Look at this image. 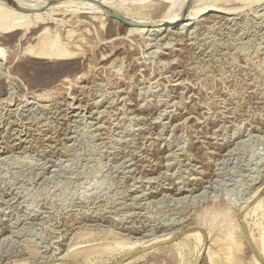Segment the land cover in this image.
Returning <instances> with one entry per match:
<instances>
[{
  "label": "rangeland",
  "instance_id": "rangeland-1",
  "mask_svg": "<svg viewBox=\"0 0 264 264\" xmlns=\"http://www.w3.org/2000/svg\"><path fill=\"white\" fill-rule=\"evenodd\" d=\"M145 2L150 14L182 16L129 35L124 28L135 25L119 28L110 21L123 22L122 9ZM207 3H45L31 13L53 7L64 21L74 18L71 12L95 17L61 23L62 35L79 52L77 70L68 75L59 66L28 63L29 31L0 32V264L69 262L64 257L71 251L117 236L137 247L99 264H126L133 257L136 264H155L152 250L163 245L176 255L170 264H205L206 245L225 239L232 211L231 222L240 225L233 235L241 234L264 263L254 240L264 244V0H220L227 12L188 18ZM56 75V84L44 85ZM193 220L212 229L202 245L183 236ZM156 226L168 230L156 233ZM127 227L141 231L131 234Z\"/></svg>",
  "mask_w": 264,
  "mask_h": 264
},
{
  "label": "bare ground",
  "instance_id": "bare-ground-1",
  "mask_svg": "<svg viewBox=\"0 0 264 264\" xmlns=\"http://www.w3.org/2000/svg\"><path fill=\"white\" fill-rule=\"evenodd\" d=\"M216 0H212L211 1H208L207 0V4L203 6H199L197 8L194 9V11H191L189 14L191 15L190 17L188 18H194L196 15H202V14H205V13H211V12H227L228 8H225L224 7V4L222 3H218L219 1H216ZM6 2L9 4H6ZM70 2H74V0H58V1H54V2H45V3H48L46 6H54V5H59L61 3L63 4H67V3H70ZM225 2V1H224ZM44 2H38V3H35V4H27V3H24L22 1H15V0H0V7L4 10L0 11V32L2 34H5V36L7 35V33H9L8 35L12 36L13 32H15L14 34L16 35V32L17 30L20 31L23 30V31H29V34H24L25 36H27V43L28 45L25 47V54L24 56H26V59L28 61V63H30L31 65L33 66H39V67H35V68H39L40 69V66L42 67H45V68H51L53 66H59L62 70H64L63 72L61 73H71L75 70L77 64V61L74 59L75 57H78V54H77V46H76V43L72 44L70 43V40L68 41V39H65L64 36L62 35V24L61 23H67V21L70 22V26H74L75 24L79 23V22H82L83 20L81 19H86V18H89V19H95V17H90V16H87L86 13L88 12H84V11H81V12H78V13H75V12H71V14H75L74 18H71L69 20H63V18L65 16H63L62 18H55L54 15L58 14V13H53V10L54 8L51 7L49 8V11H44V12H38V13H31L32 10H39V9H43V8H40V6L44 5L45 4ZM162 3V1H161ZM227 4V3H226ZM225 4V6H226ZM233 4V3H232ZM231 4V5H232ZM163 3L161 4V7ZM234 5V4H233ZM66 6V5H64ZM157 6H160V5H156V8ZM159 7V8H161ZM157 8V11L158 10H163V9H159ZM151 10V8L149 7V4H147L146 2L145 3H141L139 5H137L135 8H128V9H122L121 10V13H123L121 15L122 19H124L123 22L118 21V20H110L111 22H114L115 24L118 25V27L122 28L124 27V25H127V26H130V25H135V26H130V27H127V28H124L123 30L125 31L126 34H134V33H145L147 31H149L148 29V26L150 25H153V24H158L159 22H166L167 24H170V23H173L174 21H177L179 18H181L182 16V12H179V13H175V14H168L166 16H161V15H156V12L154 15L153 14H150L151 12L149 11ZM149 11V12H148ZM161 12V11H160ZM159 12V13H160ZM171 12V11H170ZM154 13V12H152ZM212 14V13H211ZM216 14V13H215ZM229 14V13H228ZM60 16H62V14H59ZM212 16V15H211ZM73 17V16H72ZM224 17V16H223ZM70 18V17H69ZM100 19V18H99ZM215 19V18H214ZM106 20V19H105ZM221 20V19H220ZM132 21V23H131ZM219 21V20H218ZM68 22V23H69ZM113 23V24H114ZM114 24V25H115ZM68 25V24H67ZM53 26V27H52ZM54 26H56V28H54ZM147 26V27H146ZM117 27V28H118ZM118 30V29H117ZM122 30V29H121ZM122 30V31H123ZM154 30V29H151V31ZM19 32V33H20ZM18 33V34H19ZM28 33V32H27ZM73 33V30H68L67 31V35L68 36H73L72 35ZM124 33V32H123ZM21 34V36L23 35ZM74 34V33H73ZM0 36H2L0 34ZM19 36V35H17ZM21 36L19 37H16V39L19 38H22ZM63 36V37H62ZM4 37V35H3ZM9 37V36H8ZM24 37V36H23ZM13 38V37H11ZM9 37V39H11ZM24 39V38H22ZM1 40H4V38ZM10 41V40H9ZM13 41V40H12ZM26 41V40H24ZM74 41V40H73ZM76 41V40H75ZM74 41V42H75ZM1 42V41H0ZM4 42H6L4 40ZM16 42V41H15ZM3 42H1L2 44ZM9 43V42H8ZM25 44V42H23ZM10 44V43H9ZM13 44V43H12ZM4 45V44H3ZM14 45V44H13ZM23 46V45H22ZM5 49V48H4ZM4 49H0V55L4 54L3 51ZM24 49V48H23ZM16 53V52H15ZM77 54V56H76ZM7 55V54H5ZM12 55V54H11ZM10 56V55H9ZM22 56V54H21ZM104 56V55H103ZM101 56V57H103ZM3 57V56H2ZM12 57V56H11ZM15 57V55H14ZM23 57V56H22ZM106 57V56H105ZM24 58V57H23ZM10 59V58H9ZM25 59V58H24ZM102 60V59H101ZM79 61V59H78ZM110 63V62H109ZM24 66V65H23ZM80 66V65H79ZM78 66V67H79ZM56 68V67H55ZM31 69V68H30ZM42 69V68H41ZM28 70V69H27ZM59 70V69H58ZM77 70V69H76ZM75 70V71H76ZM15 71V70H14ZM20 71V69H19ZM21 72V71H20ZM52 72V71H51ZM50 72V73H51ZM18 73V72H17ZM22 73V72H21ZM24 73V72H23ZM22 73V74H23ZM33 73V70L31 71V74ZM40 73V72H39ZM45 73V72H44ZM76 73V72H75ZM74 73V74H75ZM28 74V72H27ZM27 74H24L23 77L24 78H29V76ZM49 74V73H47ZM41 75V73H40ZM49 75H52V74H49ZM66 75V76H67ZM71 75V74H70ZM44 76V75H43ZM47 76V75H45ZM63 76V75H62ZM65 75L63 76L64 78L66 77ZM72 76V75H71ZM70 76V77H71ZM34 77V75H33ZM32 77V78H33ZM41 77V76H40ZM69 77V76H68ZM35 78H38V77H35ZM59 78V76H53V77H50V78H47L45 77L46 81H44V85H50V83H55L57 81V79ZM66 81H68L69 79L65 78ZM44 80V79H43ZM64 79H62V82H63ZM73 80V79H72ZM61 81V80H60ZM41 82V81H40ZM65 82V81H64ZM28 83V81H27ZM57 83V82H56ZM55 83V84H56ZM66 83V82H65ZM59 84V83H58ZM62 84V83H61ZM52 86V84H51ZM58 86V85H56ZM84 86V85H83ZM36 88V87H35ZM43 88V87H42ZM45 88V87H44ZM48 88V87H47ZM47 88L44 90L46 92ZM54 88V87H53ZM31 91V90H30ZM49 91V90H48ZM47 91V92H48ZM52 92V90H50ZM46 92V94H47ZM44 93V92H43ZM36 94V93H35ZM30 95V94H29ZM45 95V93L43 94V96ZM32 96V95H31ZM36 96V95H35ZM40 96V95H39ZM37 97V96H36ZM49 97V96H48ZM39 98V97H38ZM41 98V96H40ZM51 98V97H50ZM49 98V99H50ZM72 98V97H71ZM25 99V98H24ZM45 99V96L44 98ZM48 99V98H47ZM78 99V98H77ZM40 100V99H39ZM79 100V99H78ZM9 101V100H8ZM7 101V102H8ZM66 101V100H65ZM114 101V100H113ZM17 102V101H16ZM25 103V102H24ZM66 103V102H65ZM71 103V102H70ZM95 103V102H94ZM99 103V102H98ZM69 104V103H68ZM85 104V103H84ZM21 105V104H20ZM71 105V104H70ZM70 105H68L70 107ZM77 105V104H76ZM79 105V104H78ZM94 105V104H92ZM18 106V105H17ZM51 106V105H50ZM89 106V105H88ZM95 106V105H94ZM15 107V106H14ZM13 107V108H14ZM81 107V104L80 106ZM78 107V108H79ZM9 108V107H8ZM24 108V107H23ZM45 108V107H44ZM66 108V107H64ZM74 108V107H73ZM4 109V108H3ZM58 110V109H57ZM56 110V111H57ZM15 111V110H14ZM96 112V111H95ZM162 112V111H161ZM10 113V112H9ZM76 114V113H75ZM101 114V113H100ZM39 115V114H38ZM69 115V114H68ZM105 115V114H104ZM36 116V115H35ZM63 116V115H62ZM160 116V115H159ZM2 117V115L0 116ZM66 117V116H65ZM9 122V120H8ZM17 122V121H16ZM22 122V121H21ZM40 122V121H39ZM7 123V122H6ZM27 125V124H26ZM100 125V124H99ZM38 126V124H37ZM101 126V125H100ZM7 127V126H5ZM99 127V126H98ZM13 128V127H12ZM6 129V128H5ZM13 131V130H12ZM23 131V130H22ZM11 132V131H10ZM31 133V132H30ZM15 134V133H14ZM64 136V134H63ZM9 137V136H8ZM24 137V135H23ZM22 137V138H23ZM30 137V136H29ZM32 137V135H31ZM20 138V137H19ZM18 139V138H17ZM7 141V140H6ZM5 141V142H6ZM22 141V140H21ZM59 141V140H58ZM12 142V141H11ZM24 142V141H23ZM58 143V142H57ZM28 144V143H27ZM53 145V144H52ZM17 146V145H16ZM51 147V146H50ZM25 148V147H24ZM57 148V146L55 147ZM60 149V148H59ZM21 152V151H20ZM149 178V177H148ZM148 180V179H147ZM151 180V179H150ZM264 181V179H263ZM179 182V181H178ZM209 182V181H208ZM208 182L206 183L208 185ZM211 182V181H210ZM166 183V182H165ZM173 184V183H172ZM180 184V183H179ZM181 185V184H180ZM262 185V184H261ZM168 186V185H167ZM197 186V185H196ZM204 186V185H203ZM201 187V186H200ZM186 188V187H185ZM255 188V187H254ZM194 191V189L196 188H193L192 185H191V189H187L188 191ZM175 192L177 194H180L183 192V188H175ZM261 190V189H260ZM256 191V190H255ZM263 191V190H262ZM175 193V194H176ZM188 193V192H187ZM186 193V194H187ZM255 193V192H254ZM259 193V191H258ZM257 194V192L255 193ZM254 194V195H255ZM259 195V194H257ZM164 196V195H162ZM179 196V195H178ZM184 196V195H182ZM191 196V195H190ZM195 196V195H194ZM198 196V195H197ZM253 196V194H252ZM171 198V197H170ZM193 198V197H192ZM181 199V198H180ZM191 200V198H190ZM250 200V199H249ZM175 201V200H174ZM177 202V201H176ZM180 202V201H179ZM259 203H261L260 201H258ZM258 202H256V205L259 204ZM185 203V202H184ZM182 206V205H181ZM259 206V205H258ZM257 207V206H256ZM184 208V207H183ZM225 210V208H224ZM223 210V212H224ZM228 211V210H226ZM231 212V211H230ZM234 213V211H232ZM247 212V211H246ZM256 212V211H255ZM170 213V212H169ZM229 213V212H228ZM230 214V218H229V222L230 224H228V228L226 229V232H225V235L223 236L225 239L223 241H220V238H215L213 239V242L214 243H209L207 246V250H206V254H205V264H260L257 259H255L254 256H252L250 253V250H248L247 246L245 245V242L242 240V238L239 236L241 234H238V237L236 238L234 235H233V230L236 229L238 226H240L238 223L236 226V222H237V219L236 221L234 222H231V220L234 218V215H237V214ZM179 214V213H178ZM239 214V213H238ZM227 215V214H226ZM90 216V215H89ZM229 216V215H228ZM247 216V215H246ZM105 217V216H104ZM174 217V216H173ZM224 217V216H223ZM237 217V216H236ZM243 217H245L243 215ZM82 218V217H81ZM102 218V217H101ZM140 219V218H139ZM195 219V218H193ZM235 219V218H234ZM141 220V219H140ZM174 220V219H173ZM242 220V219H241ZM78 221V219H77ZM80 221V220H79ZM137 221V220H136ZM176 221V220H175ZM156 222V221H155ZM169 222V221H168ZM174 222V221H173ZM186 222V221H185ZM195 221H191L189 223H187V226H184V227H190V231H188L187 233L183 232L184 235L183 236H194L197 241V243L200 242V245H202V241L205 240L204 239V233H205V230H207L209 228V230L207 231V233L211 232L212 229H210V227H206L207 229H204V227L201 226V224L197 223H194ZM241 222V221H240ZM73 223V222H72ZM96 223V222H94ZM137 223V222H136ZM176 223V222H175ZM174 223V224H175ZM259 223V221H258ZM71 224V223H70ZM82 224V223H81ZM158 224V223H157ZM163 224V223H162ZM256 224V223H255ZM67 225V224H66ZM85 225V224H84ZM261 225V223H259V226ZM80 226V225H79ZM83 226V225H82ZM97 226V225H96ZM183 226V225H182ZM181 226V227H182ZM258 226V227H259ZM77 227V226H76ZM81 227V226H80ZM135 227V226H134ZM132 228V227H127L126 230H128V233H131V234H136V233H139L141 231V229L139 230L138 228ZM177 227V226H176ZM180 228V226H178ZM177 227V229H178ZM212 227V226H211ZM243 227V225H242ZM262 227V225H261ZM173 228V227H172ZM185 228V229H186ZM263 228V227H262ZM261 228V229H262ZM80 229V228H79ZM93 229V228H91ZM153 229V228H152ZM151 229V230H152ZM182 231H183V228H181ZM144 230V229H143ZM154 230V229H153ZM168 228H163V226L161 227H157L156 226V229L154 230L156 233L160 232H165L167 231ZM173 230V229H172ZM176 230V228H175ZM221 230V229H220ZM240 230V229H239ZM238 230V232H239ZM243 230V229H242ZM64 231V230H63ZM146 231V230H145ZM244 231V230H243ZM242 231V232H243ZM263 231V230H261ZM260 231V232H261ZM72 232V231H71ZM237 232V233H238ZM241 232V233H242ZM68 233V231H67ZM127 233V234H128ZM170 233V232H169ZM215 233V232H214ZM259 233V232H258ZM171 234V233H170ZM174 234V233H173ZM212 234V233H211ZM248 234V233H247ZM142 235V234H141ZM167 235V234H166ZM165 235V237H166ZM213 235V234H212ZM250 235V234H249ZM248 235V236H249ZM60 236V235H59ZM110 236V235H109ZM133 236V235H132ZM143 236V235H142ZM150 236V235H149ZM123 237V236H122ZM122 237H119L117 236L112 238L113 240H111L110 242L107 241V240H104L101 241V242H98V244H95L93 246H85V247H80L79 249H76L74 251H71L72 253H70L69 255L67 254L64 259H67V260H71L69 262H65L62 260V263H59V264H74L73 262L75 261L77 263V259L78 258H82L84 261H83V264H99L101 263V259L105 256H109L110 259H114L115 257H117L118 255H123V252L125 251V249H128L131 250L136 248L137 246H135L134 244H131V242L128 240L127 237H123L125 239H123ZM158 237V236H157ZM208 237V236H207ZM250 237V236H249ZM260 237V236H259ZM107 238V237H106ZM142 238V237H141ZM161 238V237H160ZM253 238V237H252ZM103 239V238H102ZM109 239V238H108ZM153 239V238H152ZM251 240V238H249ZM132 240V239H131ZM136 240V239H135ZM151 240V239H149ZM160 240L159 238H155V243L156 241ZM211 240V239H210ZM255 248H256V252L257 254L259 253V255L261 254L262 257L264 258V244L263 242H261L259 240V238H255ZM134 241V240H133ZM153 241V240H152ZM151 241V243H152ZM136 242V241H135ZM254 242V241H253ZM134 243V242H132ZM150 244V242H148ZM145 242V244H148ZM154 243V242H153ZM77 244V243H76ZM137 244V243H136ZM143 244V243H141ZM140 244V245H141ZM204 244V243H203ZM72 245V244H71ZM70 245V246H71ZM138 245V244H137ZM151 245V244H150ZM154 245V244H153ZM254 244H252L253 246ZM55 246V245H54ZM69 246V247H70ZM146 246V245H145ZM61 247V246H60ZM73 247H74V244H73ZM171 246H161V247H157L155 248L153 251L154 253V257L151 256V258H154V262L155 264H158V262L162 261L161 263L163 262H167L166 264H170L171 262L173 263V261H176L175 260V253L174 251L172 250V248H170ZM254 248V247H253ZM54 249V248H53ZM199 249V248H198ZM30 250V249H29ZM28 250V251H29ZM253 250V249H252ZM255 250V249H254ZM253 250V251H254ZM33 251V250H32ZM31 251V252H32ZM57 251V250H56ZM68 252V251H67ZM151 252V251H150ZM176 252V250H175ZM241 252H244V257L241 256ZM35 253V251H34ZM53 253V252H52ZM57 253V252H56ZM128 253V252H127ZM149 253V252H148ZM152 253V252H151ZM31 254V253H30ZM54 254V253H53ZM125 254V253H124ZM150 254V253H149ZM256 254V255H257ZM36 255V254H35ZM255 255V253L253 254ZM255 255V256H256ZM257 255V256H259ZM137 257V256H136ZM144 257L143 254L141 256V258ZM33 258H34V255H33ZM37 258V257H36ZM62 258V257H61ZM60 258V259H61ZM139 258V259H141ZM59 259V260H60ZM100 259V260H99ZM106 259V258H105ZM136 259L137 258H132L129 260V262H127L128 264H132V263H135L136 262ZM259 259V258H258ZM33 260V259H32ZM150 262L152 261L151 259H149ZM204 260V259H203ZM260 260V259H259ZM262 260V259H261ZM260 260V261H261ZM29 261V260H28ZM138 261V260H137ZM152 261V262H153ZM264 261V260H263ZM65 262V263H63ZM148 262V261H147ZM262 262V261H261ZM29 263V262H28ZM27 263V264H28ZM32 263V262H30ZM29 263V264H30ZM126 263V262H125ZM126 263V264H127ZM141 263V262H140ZM145 263V262H144ZM142 263V264H144ZM149 263V262H148ZM204 263V261H203ZM23 264V263H22ZM56 264V263H54ZM58 264V263H57ZM121 264V263H120ZM136 264V263H135ZM139 264V263H138ZM146 264V263H145ZM149 264H152V263H149ZM165 264V263H164ZM264 264V263H262Z\"/></svg>",
  "mask_w": 264,
  "mask_h": 264
}]
</instances>
